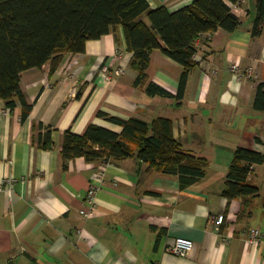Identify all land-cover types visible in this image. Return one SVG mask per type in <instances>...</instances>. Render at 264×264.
Segmentation results:
<instances>
[{"label": "crops", "instance_id": "obj_1", "mask_svg": "<svg viewBox=\"0 0 264 264\" xmlns=\"http://www.w3.org/2000/svg\"><path fill=\"white\" fill-rule=\"evenodd\" d=\"M146 1L151 9L163 6L173 13L195 0ZM224 1L240 27L196 39L198 64L181 99L182 66L161 50L149 55L147 83L171 96H149L147 83L135 85L133 55L120 26L88 41L83 53H66L54 65L48 61L21 73L28 117L22 121L19 104L9 109L0 100V182L13 179L11 194L0 196V264H264V237L254 246L246 242L249 228L264 233V190L255 184L264 163L249 175L257 196H222L236 148L264 154V112L253 107L264 83V35L251 33L255 0ZM235 61L238 76L230 71ZM116 69L123 73L112 77ZM250 69L254 75L245 77ZM98 112L148 123L169 119L183 150L207 160L205 176L181 189L177 176L147 171L131 158L105 167L75 158L64 169L65 131L83 135L90 124L121 131ZM47 132L52 145L43 149ZM102 166L95 216L82 219L85 192ZM218 215L225 217L220 227L211 221ZM176 237L192 240L187 257L168 252Z\"/></svg>", "mask_w": 264, "mask_h": 264}, {"label": "trees", "instance_id": "obj_2", "mask_svg": "<svg viewBox=\"0 0 264 264\" xmlns=\"http://www.w3.org/2000/svg\"><path fill=\"white\" fill-rule=\"evenodd\" d=\"M227 1L239 5L242 0ZM118 26L122 28L126 49L133 55L135 85L147 83L149 55L161 50L182 66L176 96L181 99L189 74L198 64L194 60L196 39L217 30L233 33L240 27V20L224 0H195L173 13L163 6L151 9L146 0H0V100L9 109L19 104L24 121L31 106L19 87L21 73L41 68L48 61L54 65L66 53H83L88 41L98 40ZM251 33L264 35V0H255ZM146 94L171 96L154 83H147ZM253 107L264 112L263 83L257 87ZM97 116L120 126L121 131L116 133L94 124L83 135L65 131L61 151L64 169L75 158L110 163L131 158L142 162L147 171L177 176L181 189L205 176L207 160L183 150L173 137L169 119L155 118L148 123L103 112ZM40 145L51 148L49 132ZM263 163L264 154L236 148L222 196L229 201L257 196L259 190L249 182V175L255 165Z\"/></svg>", "mask_w": 264, "mask_h": 264}, {"label": "built area", "instance_id": "obj_3", "mask_svg": "<svg viewBox=\"0 0 264 264\" xmlns=\"http://www.w3.org/2000/svg\"><path fill=\"white\" fill-rule=\"evenodd\" d=\"M205 38H209V34L202 35ZM195 58V56H194ZM230 71L234 74V76H238L240 71V64L235 61L230 66ZM123 73L122 69H116L113 72L112 77H119ZM254 70H246L244 76L245 77H251L254 75ZM264 85V83H263ZM108 164H111L110 162H103L104 167L108 166ZM104 167L100 168L97 173H95V177L90 183L89 187L87 188L85 192L84 197V208L80 210V216L82 219H91L95 216V210H96V204H95V198L97 191L99 189V184L103 182L104 178ZM13 186V179L10 177H6L0 182V196L2 192L7 191L8 194H11ZM225 217L223 215H218L211 218V221L213 222L214 226L220 227L224 222ZM77 235H79L82 238V231H77ZM264 237L263 231L258 227H252L249 228L247 232V239L246 242L248 245L254 246L255 244H258L261 242L262 238ZM193 248V242L190 239L183 238V237H176L173 239V241L169 244L167 250L170 254L177 256V257H187L189 253L191 252Z\"/></svg>", "mask_w": 264, "mask_h": 264}, {"label": "rangeland", "instance_id": "obj_4", "mask_svg": "<svg viewBox=\"0 0 264 264\" xmlns=\"http://www.w3.org/2000/svg\"><path fill=\"white\" fill-rule=\"evenodd\" d=\"M257 175H258V179L257 181H255V184L259 189L261 188V190H264V168H260L257 171Z\"/></svg>", "mask_w": 264, "mask_h": 264}, {"label": "water", "instance_id": "obj_5", "mask_svg": "<svg viewBox=\"0 0 264 264\" xmlns=\"http://www.w3.org/2000/svg\"><path fill=\"white\" fill-rule=\"evenodd\" d=\"M141 164V162H139V165ZM8 264H13V261L12 260H10L9 262H8Z\"/></svg>", "mask_w": 264, "mask_h": 264}]
</instances>
